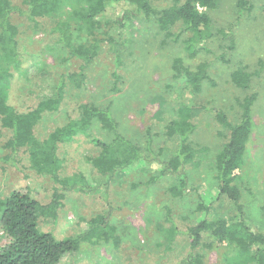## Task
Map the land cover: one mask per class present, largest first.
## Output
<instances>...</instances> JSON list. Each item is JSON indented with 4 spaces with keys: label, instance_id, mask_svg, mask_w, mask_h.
I'll return each mask as SVG.
<instances>
[{
    "label": "rangeland",
    "instance_id": "374dc122",
    "mask_svg": "<svg viewBox=\"0 0 264 264\" xmlns=\"http://www.w3.org/2000/svg\"><path fill=\"white\" fill-rule=\"evenodd\" d=\"M9 1L18 10L12 15L18 35L14 43H0V68L11 74L8 104L16 112L35 109L43 96L55 93L63 79L65 92L76 102L110 106L122 133L141 149H147L148 133L157 142L152 152L145 154L147 160L103 178L86 160L99 156V152L90 138L80 134L59 154V180H69L63 187L52 176L37 173L28 154H12L5 149L11 132L0 123V157L14 158L9 163L0 161V202L17 189H30L32 197L42 204L59 192L64 198L58 219L44 218L42 231L58 240L69 239L84 229L81 219L103 214L121 237L118 248L113 243L88 246L60 264H177L189 253L186 231L205 216L202 203L215 216L233 217L219 199L216 182V158L229 136L217 115L222 112L229 122L237 123L241 103L253 95L254 129L244 162L234 173V184L240 191L248 225L264 234V0H252L244 7L240 0H220L214 10H206L211 25L198 47L205 50L195 58H189L185 50L184 41L191 36L185 26L177 23L164 31L159 22L174 6L173 0H151L150 18L132 17L120 28L115 21L132 8L114 5L100 18L101 29L92 32L78 31L74 22L70 29L76 13L87 9L85 0H60L56 13L35 21L21 14L27 11L26 0ZM63 32L75 48L100 41L98 55L88 65L71 57L67 42L61 41ZM177 58L191 69L209 64V79L199 95L192 96L175 80L172 64ZM239 69L253 75L246 90L232 80ZM179 104L196 106L190 114L196 129L189 142L199 155L176 175L185 179V187L183 196L174 197L168 187L175 186L179 177L161 179L160 183L151 179L161 168L154 160L160 146L173 147L171 142L165 143V133L177 117ZM67 105L75 108L70 101ZM69 113L70 109L46 114L36 135L45 137L58 125H65L68 118L65 122L64 117ZM90 132L105 140L99 129ZM70 179L75 182L71 187ZM9 243L0 229V249ZM204 243L210 247L201 248L203 264H236L238 257L229 244L208 237Z\"/></svg>",
    "mask_w": 264,
    "mask_h": 264
},
{
    "label": "trees",
    "instance_id": "16d2710c",
    "mask_svg": "<svg viewBox=\"0 0 264 264\" xmlns=\"http://www.w3.org/2000/svg\"><path fill=\"white\" fill-rule=\"evenodd\" d=\"M87 9L76 13L73 21H70V29L78 26V31L101 29L103 21L100 20L108 9L114 5L132 8L121 18L115 21L118 28L124 27L127 20L132 17L145 19L153 15L151 0H85ZM220 0H173L174 6L166 10L160 18L164 31H169L171 26L182 23L190 37L184 41L185 50L189 58H195L205 50L200 47V41L211 25V19L205 12L214 10ZM252 0H240L244 7ZM26 12H21L30 21L43 19L56 13L60 0H26ZM17 8L9 0H0V43L2 45L14 43L18 35V28L12 23V15ZM20 13V11H19ZM67 33V29L65 30ZM62 33L61 41H66L67 48L73 58L84 60L88 65L98 55L100 41L94 40L89 47L75 48L69 38ZM71 35V34H70ZM71 37V36H70ZM66 38V39H65ZM17 63V60L15 61ZM86 65L82 67L85 69ZM209 64L202 63L197 68L187 67L184 61L177 58L173 61L172 70L176 81L184 85L192 96L199 95L203 85L209 79ZM84 80L83 74H80ZM253 75L242 69L232 74L234 84L246 90L250 87ZM11 74L0 68V123L2 127L11 132V137L5 144L12 154L24 152L29 155L31 166L41 175H50L56 182L67 187L69 180L60 181L59 174L61 148L75 142L80 134L90 138V143L96 151L97 157H88L86 160L96 171L97 175L107 178L116 170L131 168L147 160L145 154L151 153L156 146L155 136L147 134V149L144 151L138 144L129 140L121 130V123L115 117L110 106H97L94 103L80 104L72 96L65 92V84L62 79L54 94L43 96L35 109L27 113H18L8 104V87ZM256 96L247 97L241 103L240 120L233 124L228 121L226 115L219 112L217 119L220 124L229 130L227 142L216 158V182L219 199L223 200L227 210L233 217L223 215L215 216L210 213L211 208L201 204V210L205 216L191 226L187 231L189 240V253L181 258L177 264H203L201 248L206 246V238L219 243L229 244L235 251L236 264H264V234L254 231L245 219L244 205L241 202V194L234 184L235 171L241 168L251 141L253 133L252 106ZM68 101L74 103L75 108L67 105ZM177 117L171 120L166 127L165 143L171 142L172 148L160 146L157 157L154 160L161 165L160 170L151 179L152 183H160L166 178L172 180L179 177L175 186L168 187V191L174 197L183 196L185 179L176 176L183 169L197 160L199 151L192 148L190 137L195 132L196 126L192 123L190 114L196 106L179 104ZM70 113L66 115L65 125H58L45 137L36 135V128L48 113L57 115L64 110ZM99 129L105 140H101L91 134V130ZM13 157H0L2 162H13ZM176 176V177H175ZM70 179V187L75 184ZM64 194L56 192L52 200L47 204L40 203L32 197L30 189L23 188L13 191L9 197L0 202V229L10 240V243L0 249V264H60L65 259L74 256L88 246L113 243L118 248L122 241L116 226L106 215L99 214L91 219H81L85 227L76 236L58 240L53 234L41 229V221L45 219H58V213L62 205ZM224 206V205H223ZM211 214V215H210Z\"/></svg>",
    "mask_w": 264,
    "mask_h": 264
}]
</instances>
